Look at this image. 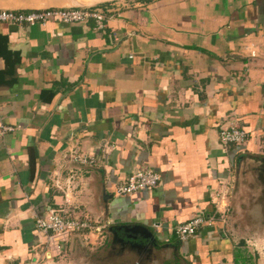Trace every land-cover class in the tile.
Returning <instances> with one entry per match:
<instances>
[{
  "label": "crops",
  "instance_id": "1",
  "mask_svg": "<svg viewBox=\"0 0 264 264\" xmlns=\"http://www.w3.org/2000/svg\"><path fill=\"white\" fill-rule=\"evenodd\" d=\"M91 1L0 0V8ZM100 1L101 29L93 19L0 23V128H12L0 130V264L39 257L34 217L47 208L92 228L68 235L38 264H106L109 251L132 264L133 243L148 241L128 238L122 228L132 225L155 238L142 264H246L222 217L185 241L173 228L211 217L214 193L251 180L264 158V0ZM228 123L248 132L243 146L219 142ZM71 167L64 195L52 179L63 181ZM135 169L156 172L157 185L116 195ZM97 251L106 255L89 256Z\"/></svg>",
  "mask_w": 264,
  "mask_h": 264
},
{
  "label": "built area",
  "instance_id": "2",
  "mask_svg": "<svg viewBox=\"0 0 264 264\" xmlns=\"http://www.w3.org/2000/svg\"><path fill=\"white\" fill-rule=\"evenodd\" d=\"M87 19H93L95 26L98 29L102 28L103 13L100 9L92 7H53L34 9H11L0 8V23H11L17 25H33L44 24L49 20H56L60 23H76ZM1 132L12 130L10 126L3 125L0 128ZM248 132L243 128L237 127L235 124L228 123L219 126L218 140L222 145L240 146L246 142ZM75 163L81 165H90L93 160L91 157L75 156ZM74 180V169L68 168V174L61 181L58 177L52 179V184L55 188L67 194L71 190V185ZM159 181V175L151 169H135L130 171L125 179L115 184L114 192L116 195H127L142 188H154ZM62 182V184H61ZM221 190L216 192L217 200L214 203V212L211 217H207L203 213H198L184 223L174 226L173 233L177 240L185 241L193 236L198 229L208 224L215 213L221 214L220 208L224 207L225 197ZM221 217V216H220ZM219 217V218H220ZM34 226L36 231L42 235V244L45 246L39 257H36L32 264H38L39 260L49 259L46 256L48 249L59 251L62 248V243L70 234H79L84 230H89L92 225L87 220H80L74 217H66L63 209L47 208L43 215L34 217Z\"/></svg>",
  "mask_w": 264,
  "mask_h": 264
},
{
  "label": "rangeland",
  "instance_id": "3",
  "mask_svg": "<svg viewBox=\"0 0 264 264\" xmlns=\"http://www.w3.org/2000/svg\"><path fill=\"white\" fill-rule=\"evenodd\" d=\"M239 127V126H238ZM245 144V143H244ZM240 145L239 147L243 146ZM232 145V144H230ZM229 145V146H230ZM236 146V145H233ZM253 177L251 180L242 179L241 184L238 182H231L226 193V200L223 204L221 214H216V217H222L223 229L227 237L247 250L249 255L246 264H264V158L258 159V165L253 168ZM216 193V192H215ZM214 193V199L215 197ZM215 202V201H214ZM101 229V227L99 228ZM98 229V230H99ZM109 233H107L108 235ZM109 236V235H108ZM77 246V244H75ZM107 246V245H106ZM116 249L122 248V244L115 245ZM92 247V246H91ZM76 253L72 255L73 259L80 260L82 257L81 248L79 246ZM115 249V250H116ZM120 249V250H121ZM61 250V249H60ZM96 250V249H93ZM104 251H106L104 249ZM88 252V251H87ZM97 254L102 253L90 252L89 256L97 260ZM106 255V252H103ZM102 254V255H103ZM111 257L110 260L105 261L106 264H128L130 258L119 255L116 251L107 254ZM143 255L132 254V264H142Z\"/></svg>",
  "mask_w": 264,
  "mask_h": 264
},
{
  "label": "water",
  "instance_id": "4",
  "mask_svg": "<svg viewBox=\"0 0 264 264\" xmlns=\"http://www.w3.org/2000/svg\"><path fill=\"white\" fill-rule=\"evenodd\" d=\"M99 3H101L100 0H92L91 2H88L87 4H84L82 6H76V7H91V6L97 5ZM122 229L124 231H126V236L128 238L135 239L139 235V237H142V239L148 240L146 245L145 244L144 245H139V244H134L133 243V246L136 248V250H138V252L136 253L138 255H141L140 252L142 250L144 251L146 249L145 246L148 247L150 244L155 242V238H153L152 234L146 228H144L143 226H139V225H132L130 227L123 226ZM113 241L117 242V243H121L122 239L116 237V235H115L112 238V243H114Z\"/></svg>",
  "mask_w": 264,
  "mask_h": 264
},
{
  "label": "trees",
  "instance_id": "5",
  "mask_svg": "<svg viewBox=\"0 0 264 264\" xmlns=\"http://www.w3.org/2000/svg\"><path fill=\"white\" fill-rule=\"evenodd\" d=\"M246 260V257H242V261H245Z\"/></svg>",
  "mask_w": 264,
  "mask_h": 264
}]
</instances>
